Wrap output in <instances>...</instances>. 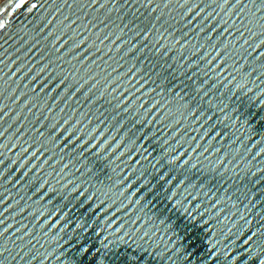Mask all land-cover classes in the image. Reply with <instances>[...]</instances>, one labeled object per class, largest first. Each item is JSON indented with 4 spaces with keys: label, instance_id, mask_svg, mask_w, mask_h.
Segmentation results:
<instances>
[{
    "label": "water",
    "instance_id": "water-1",
    "mask_svg": "<svg viewBox=\"0 0 264 264\" xmlns=\"http://www.w3.org/2000/svg\"><path fill=\"white\" fill-rule=\"evenodd\" d=\"M13 7L0 264L264 260V0Z\"/></svg>",
    "mask_w": 264,
    "mask_h": 264
},
{
    "label": "snow or ice",
    "instance_id": "snow-or-ice-1",
    "mask_svg": "<svg viewBox=\"0 0 264 264\" xmlns=\"http://www.w3.org/2000/svg\"><path fill=\"white\" fill-rule=\"evenodd\" d=\"M12 3L14 4V7L11 9V11L15 12L17 9L26 7L27 0H12ZM32 7H35V5H32ZM28 10L30 11L31 9L29 8ZM0 27H3V25L0 24ZM258 264H264V260L259 261Z\"/></svg>",
    "mask_w": 264,
    "mask_h": 264
},
{
    "label": "rangeland",
    "instance_id": "rangeland-1",
    "mask_svg": "<svg viewBox=\"0 0 264 264\" xmlns=\"http://www.w3.org/2000/svg\"><path fill=\"white\" fill-rule=\"evenodd\" d=\"M2 0H0V2H1Z\"/></svg>",
    "mask_w": 264,
    "mask_h": 264
}]
</instances>
